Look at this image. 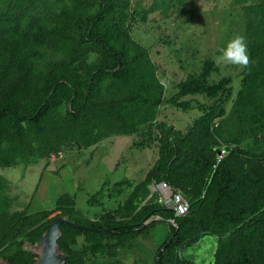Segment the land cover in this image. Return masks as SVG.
<instances>
[{"label":"rangeland","instance_id":"1","mask_svg":"<svg viewBox=\"0 0 264 264\" xmlns=\"http://www.w3.org/2000/svg\"><path fill=\"white\" fill-rule=\"evenodd\" d=\"M113 1L116 11L94 34L133 65L122 80L101 72L107 56L85 37L97 0H53L40 9L36 0H0V59H10L0 68V111L32 116L44 110L35 124L0 118V223L53 211L67 195L77 215L92 223L111 215L129 222L147 217L152 226L120 241L95 234L69 240L74 264H154L158 247L182 219L159 203L156 186L168 183L186 196L195 179L196 199L183 217L190 219L182 226L185 241L169 264H227L242 245L264 264V224L241 228L237 236L225 216L264 191V0ZM238 35L246 38L250 67L217 64ZM206 61L214 68L208 82L231 78L228 89L214 99L179 98L189 103L186 110L167 104ZM160 93L158 105L122 104ZM83 101L84 110L70 115ZM215 106L223 114L211 130L213 166L178 173L170 157L187 149L190 128ZM219 163L231 176L221 198L213 178Z\"/></svg>","mask_w":264,"mask_h":264},{"label":"trees","instance_id":"2","mask_svg":"<svg viewBox=\"0 0 264 264\" xmlns=\"http://www.w3.org/2000/svg\"><path fill=\"white\" fill-rule=\"evenodd\" d=\"M38 3L37 9L44 7L53 0H36ZM60 1V0H57ZM99 9L97 13L88 21L86 28V39L89 42L100 46L105 52L108 63L101 69V72L109 74L115 80L128 78L134 70L133 65L122 54L114 49L108 42L100 39L94 30L106 20V18L116 11L118 5L113 0H97ZM38 18L36 15H32ZM3 44L2 46H4ZM0 59V68L5 70L9 61ZM214 70L211 61H206L201 73L198 77L188 76L184 81L177 86L178 92L166 101L167 104L186 110L189 108L188 102H181L179 98L188 95L202 94L210 99L216 98L220 93L226 91L231 84V78H222L217 83L211 84L208 82L210 73ZM137 101L151 104H161L163 102L161 93L156 98L145 99L141 95L131 96L122 99V104H131ZM121 103V102H120ZM86 106L85 101L75 109H70V115L75 117L82 112ZM223 114V109L212 107L204 111L203 115L193 124L188 132L187 149L175 153V156L170 157L173 167L180 169L178 173L188 175V171L195 169L198 171H206L213 166L212 152L209 146L212 144V128L214 122ZM44 115V110L39 108L32 116L20 115V113L12 108H5L0 111V118L4 116H20L25 118L29 124H35L39 118ZM182 168H184L182 170ZM191 172V171H190ZM230 170L223 164L219 163L213 171V178L216 184L217 197H224L229 193L230 187ZM172 183H179L178 180H172ZM196 180L185 190L186 196H182L188 201L196 199ZM168 186L170 184L166 183ZM171 187V186H170ZM185 188V187H184ZM260 199V201H259ZM264 191L261 189L254 195V203L245 202L242 205L233 207L226 211V218L233 228L235 234L240 236V229L253 227L259 224H264ZM74 202L69 196H64L58 199L56 209L53 211H39L24 217L13 215L6 216L5 220L0 223V235L3 238L0 240V259L6 260L8 264H36L38 256L28 251V247H33L49 229V225L53 219L60 217L72 223L80 225L84 228H73L67 225H60V234L56 240V247L59 252L67 256L64 264H74L75 256L69 251L67 242L80 235L95 234L105 237H115L117 240L133 237L138 234L145 233L152 226L145 224L147 217L140 218L136 221L129 222L124 220L117 221L111 215L105 216L100 223H92L77 215L74 209ZM56 211L58 214L54 215ZM159 211V210H158ZM190 211V210H189ZM175 216L172 211L169 212ZM186 216V215H185ZM183 216V217H185ZM176 217V216H175ZM183 217L178 222L177 230L172 227L170 235L162 242L156 251L154 264H169L171 255L175 250L182 246L185 239L182 236V226L187 224L190 219ZM209 223V220L204 221V224ZM241 226V227H240ZM109 230V231H107ZM107 231V232H99ZM177 264H189L182 261ZM227 264H256L254 255L248 245H242L234 255L228 260Z\"/></svg>","mask_w":264,"mask_h":264},{"label":"water","instance_id":"3","mask_svg":"<svg viewBox=\"0 0 264 264\" xmlns=\"http://www.w3.org/2000/svg\"><path fill=\"white\" fill-rule=\"evenodd\" d=\"M60 225H67L80 229L84 228L60 217L53 219L52 223L49 225L48 231L43 234L40 240L33 247H28V251L38 256L36 264L65 263L67 256L58 251L55 243L60 234ZM107 231L99 232L104 233ZM0 264H8V262L6 260L0 259Z\"/></svg>","mask_w":264,"mask_h":264},{"label":"clouds","instance_id":"4","mask_svg":"<svg viewBox=\"0 0 264 264\" xmlns=\"http://www.w3.org/2000/svg\"><path fill=\"white\" fill-rule=\"evenodd\" d=\"M217 64H230L241 69L249 68L252 61L248 52V45L244 36H235L231 39L226 48L216 58ZM164 85L165 81L161 80Z\"/></svg>","mask_w":264,"mask_h":264},{"label":"built area","instance_id":"5","mask_svg":"<svg viewBox=\"0 0 264 264\" xmlns=\"http://www.w3.org/2000/svg\"><path fill=\"white\" fill-rule=\"evenodd\" d=\"M159 203L172 211L176 217H183L189 213L190 205L179 192H173L170 186L161 182L156 186Z\"/></svg>","mask_w":264,"mask_h":264}]
</instances>
